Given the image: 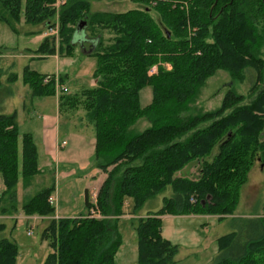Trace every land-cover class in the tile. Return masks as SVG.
Returning <instances> with one entry per match:
<instances>
[{"label":"trees","instance_id":"1","mask_svg":"<svg viewBox=\"0 0 264 264\" xmlns=\"http://www.w3.org/2000/svg\"><path fill=\"white\" fill-rule=\"evenodd\" d=\"M55 1L0 0V19L13 30L19 22L57 28L58 45L46 36L34 51L40 56H69L75 46L89 44L96 84L79 93L60 92L58 107L61 112L82 104L95 138L90 162L105 178L93 201L85 191L86 213L50 219L41 234L51 248L43 264H114L120 244L116 220L125 214L126 198L133 201L130 214L137 216L138 264H174L178 246L161 235V217L233 214L254 160L264 158V0H131L140 7L89 15L90 0H66L59 10ZM154 64L158 72L148 75ZM218 70L239 79L254 71L248 92L253 98L243 103L244 96L230 90L216 109L193 112L199 90ZM44 77L23 68L31 94H56L62 76L47 82ZM146 85L152 97L141 107L139 91ZM8 87L0 84V95L5 93L0 96V216L17 213L18 180L27 187L40 172L30 133L21 137L19 161L17 113H4L2 105L12 92L9 87L6 93ZM140 118L149 125L136 132ZM192 161L202 164L197 179L174 175ZM168 186L172 196L155 212L138 216L147 200ZM52 189L26 196L20 210L53 216ZM234 219H241L242 227L217 239L218 253L209 264H264V216ZM16 254V243L0 238V264H14Z\"/></svg>","mask_w":264,"mask_h":264},{"label":"rangeland","instance_id":"2","mask_svg":"<svg viewBox=\"0 0 264 264\" xmlns=\"http://www.w3.org/2000/svg\"><path fill=\"white\" fill-rule=\"evenodd\" d=\"M60 6H57L58 10ZM137 7L140 6L131 0H90L88 15L98 12H125ZM53 20L58 23L57 14ZM47 33L48 30L43 24L19 22L14 24L13 30L5 21L0 19V84L10 85L13 92H11L9 99L2 104L4 113L17 112L19 161L21 137L24 133H30L36 146L37 167L40 171L27 187L23 186L21 179L18 180L16 184L17 213L11 216H0V222L4 224V229L0 230V238L13 240L17 245L14 264H43L51 252L48 241L41 238L42 231L50 220L40 219L34 215H24L20 207L26 196H31L36 191L48 186L53 188L51 195L54 196L55 190L60 189V208L56 202H53V206L57 210L60 209L59 213L61 214L65 212V215L74 216L78 213H86L83 199L80 196V186L86 185L89 189H95L101 180L100 174L94 177L88 175V172L94 168L90 161H88L85 170L80 168V163L84 158H87L84 152L88 150L87 140L90 131H93V128L83 119L85 111L81 103L76 102L75 106L63 108L60 112V120L62 121L60 142L63 139L65 143L63 150L66 151V154L60 153V157H58V150L56 149L57 152H55L54 148L50 149L47 143L53 130V124L51 127L50 123L56 116V96L63 91L68 94L79 93L82 89L92 88L96 84V79L93 77L96 59L93 56L85 57L83 55L88 53L89 44L85 43L82 49L75 46L72 55L64 56L63 60L61 59L62 61L66 59L67 64L63 74L60 75L63 78V84L59 85L58 83L57 85L56 81L57 95L55 93L31 94L29 87L22 81V71L25 65H28L30 70L34 68L36 70H52L54 60L45 57L29 58L27 56L28 53H35L34 51L39 47L42 40L48 36ZM103 35L105 40L110 37L106 32ZM53 36L55 46H57L58 32ZM154 65H157L158 72L159 65ZM162 65L170 69L168 63ZM254 78L255 73L252 70H246L242 79L233 78L225 70L216 71L199 90L195 103L191 106L192 111L203 112L216 109L230 90L243 95V103H249L253 96L250 97L248 92ZM67 79L72 82L69 87H64ZM261 84H264V73ZM261 84L259 86H262ZM10 88L6 90V93L10 91ZM0 96L5 97V93ZM151 97V87L148 85L142 87L138 97L140 106L143 107L148 104ZM66 120H70L74 125L72 123L66 124ZM207 124L208 122H205L200 126L203 127ZM81 125L88 126L90 130L80 128ZM148 125L149 122L145 118H140L133 128L136 132H140ZM260 138H264V129ZM69 150H71L70 153ZM65 159L67 161H64ZM201 167L200 162L192 161L175 172L174 175L197 179ZM3 189L4 183L0 174V194ZM172 194V189L168 186L164 192L147 200L138 212V216L144 217L155 212L162 206L163 198L171 197ZM91 200L93 201L94 197ZM263 205L264 158L261 159L258 155L247 174L246 182L239 189L235 210L233 214L228 216L239 217L241 215L240 217L244 218L264 216ZM132 206V199L126 198L123 206L125 214L116 220L120 244L114 254V264H138V241L135 229L137 216L130 214ZM242 225L241 219L227 216L218 219L204 214L164 215L161 219V235L178 246V251L174 256V264H209L217 255L216 238L234 231Z\"/></svg>","mask_w":264,"mask_h":264},{"label":"crops","instance_id":"3","mask_svg":"<svg viewBox=\"0 0 264 264\" xmlns=\"http://www.w3.org/2000/svg\"><path fill=\"white\" fill-rule=\"evenodd\" d=\"M79 48H81L82 49V47H79ZM34 51V50H33ZM29 54V55H28ZM27 54V56L29 57V58H32V57H40V58H43V57H45V58H48V59H50V60H54L53 61V66H52V70H36L35 68L34 69H31L32 71H34V72H36V73H38V74H40V75H51V76H60V75H62L63 74V72H64V69H65V66H66V64H67V61H66V59H64L65 61H62L63 60V58H64V56H60V55H58V54H52V55H46V56H40V55H37V54H35V53H28ZM83 55H85V57H91L90 55H88L87 53H85V54H83ZM24 56H26V55H24ZM62 59V60H61ZM26 66V65H25ZM28 66V65H27ZM61 70H63L62 72H61ZM71 79H72V75H71ZM71 80H69V79H67L66 80V82H65V84H64V87L66 86V87H69L70 86V84H71ZM94 82H95V79H94ZM3 86H9L10 87V85H8V84H2ZM13 93V92H12ZM57 95V94H56ZM11 96V93L8 95V97H6V98H4L3 100H4V102H6L7 101V99H9V97ZM58 96V95H57ZM56 96V97H57ZM56 104H57V110H56V116H55V118L54 119H52V121H51V123H50V125H51V127H52V124H53V130H52V132H51V134H50V140L48 139L47 140V143L49 144V148L51 149H55V152H57V150H58V152H57V155H58V157H60V153L62 154V155H65L66 154V151H64L63 149H64V146H65V144L64 145H61V142L63 141V139L61 140V142H60V132H61V128H60V126H61V123H62V121L60 120L61 119V113H60V111H59V107H58V97H57V99H56ZM17 113V112H16ZM17 120V119H16ZM66 122V124H68V125H70L72 122L70 121V120H66L65 121ZM73 125H74V123H72ZM67 125V126H68ZM66 126V127H67ZM80 128H82V129H84V130H90L89 129V127L88 126H86V125H81V126H79ZM88 150L87 151H85L84 152V155H86V157L87 158H84L83 159V161L80 163V168H81V170H85L86 169V167L88 166V161H90V158H91V156H92V154H93V152H94V146H95V138H94V133H93V131H90V135H89V137H88ZM57 149V150H56ZM62 151H61V150ZM90 149V150H89ZM70 151L71 150H69V153H70ZM69 159V158H68ZM64 161H67L66 159L64 160ZM90 164V163H89ZM89 174L88 175H92L93 177L94 176H97L98 174H100V176H101V180H100V183H99V185L97 186V188H95V189H89L86 185H83V186H80V196L82 197V202H83V206H84V194H85V191L87 190L88 192H89V195H90V197L91 198H95V195H96V192H97V190H98V187L100 186V184H101V182L103 181V179L105 178V174L104 173H102V172H100V170H98V169H95V168H93L92 170H90L89 172H88ZM60 197H61V195H60V189L58 190V189H56L55 190V194H54V196H52V195H50V198L52 199V205H53V202H56V203H58V207L60 206ZM60 208V207H59ZM66 208H67V206H66ZM63 209V208H62ZM59 210L60 209H58L57 210V208L55 209V212H54V215L53 216H50V217H41V216H35L34 215V217H37V218H40V219H51V218H54V219H58V218H66V217H75V216H77L78 214H80V213H78V214H76V215H74V216H72L71 214L69 215V214H66L65 215V212L64 213H59ZM64 210V209H63ZM164 216V215H163ZM163 216L161 217V219L163 218ZM166 216H170L169 214H166ZM208 216V215H207ZM209 216H212V217H215V218H218V219H221V218H219L217 215H209ZM241 216V215H240ZM239 216V217H240ZM227 217H231V218H234V217H236L235 215H232V216H227ZM224 218V217H223ZM227 234V233H226ZM224 235V234H223ZM221 236V235H220ZM220 236H218L217 238H216V240L220 237ZM218 247V246H217ZM217 250H218V248H217ZM217 253H218V251H217Z\"/></svg>","mask_w":264,"mask_h":264},{"label":"built area","instance_id":"4","mask_svg":"<svg viewBox=\"0 0 264 264\" xmlns=\"http://www.w3.org/2000/svg\"><path fill=\"white\" fill-rule=\"evenodd\" d=\"M66 2V0H56L55 1V6L57 7L58 5H62ZM49 36H53L55 34H57V29L56 28H50L48 30L47 33ZM157 72V65H152L151 67H149L147 74L148 75H153ZM52 76L51 75H45L44 77V82H47V80H49ZM64 141L61 142V145H64ZM49 203L52 204V199L49 197Z\"/></svg>","mask_w":264,"mask_h":264},{"label":"water","instance_id":"5","mask_svg":"<svg viewBox=\"0 0 264 264\" xmlns=\"http://www.w3.org/2000/svg\"><path fill=\"white\" fill-rule=\"evenodd\" d=\"M84 25H85V22L84 21H81V23H79V25H78V29L79 30H82V28H83ZM80 47H83L82 44H81Z\"/></svg>","mask_w":264,"mask_h":264}]
</instances>
